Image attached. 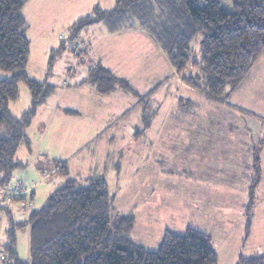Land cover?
<instances>
[{
  "label": "rangeland",
  "instance_id": "1",
  "mask_svg": "<svg viewBox=\"0 0 264 264\" xmlns=\"http://www.w3.org/2000/svg\"><path fill=\"white\" fill-rule=\"evenodd\" d=\"M97 5L111 9L115 0H29L23 9L31 41L27 72L55 90L38 107L28 128L31 147H19L22 165L9 183H26L35 199L8 198L0 181V264L12 223L27 219L65 183L59 162L79 181L103 175L116 196L117 213L134 215L132 240L149 250L159 247L166 230L182 234L195 228L212 237L217 264H236L240 255H264V173L254 191L251 230L246 231L258 147L264 168V53L244 89L226 102L215 101L183 79L199 74V68L189 66L178 74L148 33L128 30L113 37L103 22L75 31L74 23L93 14ZM222 6L234 10L233 0H223ZM191 45L200 59L198 40ZM101 66L132 91L100 92L85 81ZM9 74L0 69V79ZM96 92L103 106L90 108ZM31 102L30 89L21 82L10 109L19 116ZM58 105L80 108L83 114L58 111ZM148 113L151 126L143 132ZM97 128L103 136L89 147ZM133 134L142 137L137 140ZM108 139L121 146L110 145ZM106 152L111 154L107 164L101 161ZM29 233L28 226L16 229L25 259L30 258Z\"/></svg>",
  "mask_w": 264,
  "mask_h": 264
},
{
  "label": "trees",
  "instance_id": "2",
  "mask_svg": "<svg viewBox=\"0 0 264 264\" xmlns=\"http://www.w3.org/2000/svg\"><path fill=\"white\" fill-rule=\"evenodd\" d=\"M28 1L0 0V69L10 72L0 79L1 187H6L21 167L19 147H31L28 128L38 107L55 90L47 80L37 81L27 72L31 41L23 9ZM200 1L203 6H199ZM222 1L115 0L113 8L97 5L93 14L80 17L72 27L78 31L104 22L111 31L134 25L147 28L157 37L178 74L189 66L199 68V74L183 76L184 81L204 91L210 99L224 102L247 85L254 64L264 53V0H233L232 12L223 8ZM194 40L200 46V59L195 58L191 45ZM85 81H91L100 92L117 87L132 91L125 80L102 66ZM21 82L28 85L32 102L18 116L11 111L10 103L19 98ZM260 153V147L254 150L247 235L252 225L254 191L263 176ZM58 166L67 177L65 183L51 193L42 207L31 210L28 219L12 223L2 264L218 263L212 237L195 228H187L182 234L166 230L156 250L136 244L131 238L134 215L117 213L116 196L106 178L91 176L79 181L70 177L66 164L59 162ZM26 226L30 230L29 259L20 256L16 237V229ZM236 264H264V255H240Z\"/></svg>",
  "mask_w": 264,
  "mask_h": 264
},
{
  "label": "crops",
  "instance_id": "3",
  "mask_svg": "<svg viewBox=\"0 0 264 264\" xmlns=\"http://www.w3.org/2000/svg\"><path fill=\"white\" fill-rule=\"evenodd\" d=\"M113 8V7H112ZM104 23V22H103ZM104 25H105V27H106V29H107V31L110 33V34H112L113 35V37H116V35H121V34H123V31H128V30H132V31H136V32H143V33H148V35L149 36H151V38L155 41V42H157L159 45H160V49L164 52V53H166V51L164 50V48L162 47V45L156 40V38L153 36V34L147 29V28H143V27H141V26H139V25H134V26H131V27H125V28H123V29H120V30H118V31H111L109 28H108V26H107V24L106 23H104ZM90 27V26H89ZM143 41H145V42H147L148 44L150 43L149 41H148V39L147 38H143L142 39ZM154 49H155V51H153L155 54H156V52L157 53H159L158 52V50L156 51V47L154 46ZM166 57L169 59V57H168V55H167V53H166ZM169 61H170V59H169ZM258 61V60H257ZM257 61H256V63H257ZM170 63H171V61H170ZM256 63L254 64V66H253V68H252V70H251V73H250V75H249V77H248V81H247V85H248V83L251 81V79L253 78V72H254V70H255V68H256ZM172 64V63H171ZM173 66V65H172ZM166 80V79H165ZM165 80H163V81H159L157 84H156V86L155 87H153L147 94H146V96H148V95H151V94H153L158 88H159V86L165 81ZM246 85V86H247ZM245 86V87H246ZM244 87V88H245ZM117 88H120V87H117ZM116 88V89H117ZM157 88V89H156ZM244 88H241V89H239V90H242V89H244ZM197 89V88H196ZM96 90H98L97 88H96ZM124 90V89H123ZM199 90V89H198ZM238 90V91H239ZM114 91V90H113ZM126 91V90H125ZM127 92H129V91H127ZM205 93V92H204ZM99 94L96 92V93H93V96H91V102H90V108H92V107H96V105H98L99 107L102 105L103 106V100H102V96L100 95V96H98ZM224 102H226V101H224ZM57 108H58V111H64V110H66V109H70V110H73V111H75L76 113H80V115L81 114H83V111H82V109H71V108H66V107H62V106H57ZM101 108V107H100ZM185 108H187V107H185ZM129 109L130 108H127L126 110H123L124 112H126L127 110L129 111ZM105 111H107V110H105ZM123 111H121L120 112V114L123 112ZM119 114V115H120ZM128 114V113H127ZM149 114V119L146 121V124H148V126H145V129H144V131L143 132H145L146 130H148L149 128H150V113H148ZM16 115V114H15ZM97 115L98 116H100V113H97ZM106 125H107V123H106ZM105 127V126H104ZM104 127H102V128H104ZM107 127H109V126H107ZM97 130V135H95V136H91V137H89V138H91L90 139V141H89V143H88V146L90 147V145H91V143L93 142V140H96V139H99V138H101L102 136H103V134H101V133H99L102 129H100V128H97L96 129ZM105 135V134H104ZM135 136V138L137 139V140H140L141 139V137H142V135L140 134V135H135V134H133V137ZM30 139H31V137H30ZM108 142H109V144L110 145H115V147L116 148H118V147H120L121 145H116L115 143H114V141H113V139H108ZM111 157V154L109 153V152H106L105 153V156H103L102 157V162L103 163H105V164H107V162L108 161H110V159H108V157ZM106 159V160H105ZM261 161H262V159H261ZM262 163H263V161H262ZM116 165H118L117 164V162L115 163ZM58 165V164H57ZM102 166V165H101ZM57 167H59V166H57ZM57 169V168H56ZM58 169H60V168H58ZM262 169H263V173H264V168H263V165H262ZM95 176H102V177H104L103 175H95ZM41 184V181L40 180H38L36 183H35V185L36 186H39ZM42 186V185H41ZM29 187V186H28ZM31 188H32V186H31ZM32 191H33V198L35 199V196H36V193H35V191H34V189H31ZM29 216V215H28ZM28 219V218H27ZM26 220V219H25Z\"/></svg>",
  "mask_w": 264,
  "mask_h": 264
},
{
  "label": "built area",
  "instance_id": "4",
  "mask_svg": "<svg viewBox=\"0 0 264 264\" xmlns=\"http://www.w3.org/2000/svg\"><path fill=\"white\" fill-rule=\"evenodd\" d=\"M5 195L8 198L14 199V200H25L28 202L31 201V189L28 187L26 183H23L22 181H18L15 184H8L6 188L4 189Z\"/></svg>",
  "mask_w": 264,
  "mask_h": 264
}]
</instances>
